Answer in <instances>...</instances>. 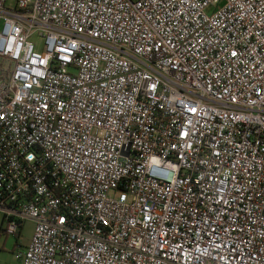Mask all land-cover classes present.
Listing matches in <instances>:
<instances>
[{"label":"built area","instance_id":"built-area-1","mask_svg":"<svg viewBox=\"0 0 264 264\" xmlns=\"http://www.w3.org/2000/svg\"><path fill=\"white\" fill-rule=\"evenodd\" d=\"M6 2L0 230L35 224L20 263L264 264V0Z\"/></svg>","mask_w":264,"mask_h":264},{"label":"rangeland","instance_id":"rangeland-1","mask_svg":"<svg viewBox=\"0 0 264 264\" xmlns=\"http://www.w3.org/2000/svg\"><path fill=\"white\" fill-rule=\"evenodd\" d=\"M16 4V0H7L6 7L13 8ZM2 22V21H1ZM2 23H0L1 27ZM33 41L36 43L40 50L44 48V41L40 37H35ZM35 224L32 221H26L22 228L21 235L5 236L0 230V264H21L17 258L18 248L27 246L34 232Z\"/></svg>","mask_w":264,"mask_h":264}]
</instances>
